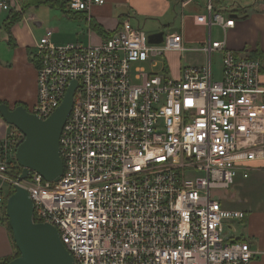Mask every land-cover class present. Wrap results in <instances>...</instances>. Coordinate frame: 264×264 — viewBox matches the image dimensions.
Instances as JSON below:
<instances>
[{
    "label": "built area",
    "instance_id": "1",
    "mask_svg": "<svg viewBox=\"0 0 264 264\" xmlns=\"http://www.w3.org/2000/svg\"><path fill=\"white\" fill-rule=\"evenodd\" d=\"M104 2L67 4L87 12ZM229 2L203 0L194 22L208 31L198 48L207 63L182 65L177 78L165 74L164 54L188 50L179 35L152 44L125 19L96 44L58 45L46 29L30 55L37 91L29 111L48 118L75 81L59 140L63 173L52 182L35 171L21 181L10 175L21 168L15 129L0 146V208L10 187L25 188L34 222L57 230L74 264H250L249 244L224 234L225 222L244 212L228 208L223 194L264 171V69L259 58L211 40L213 25L224 33L235 26ZM14 5L0 0V10ZM213 52L221 53L219 79Z\"/></svg>",
    "mask_w": 264,
    "mask_h": 264
},
{
    "label": "crops",
    "instance_id": "2",
    "mask_svg": "<svg viewBox=\"0 0 264 264\" xmlns=\"http://www.w3.org/2000/svg\"><path fill=\"white\" fill-rule=\"evenodd\" d=\"M181 1L105 0L102 5H93L87 12H70L69 14L39 5L33 7L34 10L29 8L24 11L22 19L12 25L10 40L2 28V21L7 15V10H0V102L7 104L10 108L23 105L28 110L34 105L37 91L36 69L30 55L35 43L48 28L54 29L51 37V42L54 44L61 45L70 42L96 44L103 37L93 29V24L108 34L113 33L125 19H129L131 23L135 22V26L140 27L141 24L144 25L149 20H155L169 29L171 28L169 26L171 24L170 17L179 14L177 11L179 7L181 9L188 7L193 13L182 14L185 26L181 29L180 34L181 43L189 52L186 57L188 63L185 65H205L207 56L198 48L207 41L208 31L205 26L194 22V15L202 12H194V10L200 9L199 5L194 3H187L181 7ZM198 1L202 6L203 0ZM228 5L237 6L233 1ZM40 6L46 8L41 10ZM240 6L245 8H243L242 15L240 17L237 14L232 16L235 21L233 28L226 30L225 33L220 29V40H225L227 48L231 50L246 52L259 58L264 69V0H242ZM160 31L162 30L156 32ZM163 34L165 33L163 32ZM210 38L213 41H220L212 39V31ZM193 43L201 44V46L191 47L190 45ZM219 54L221 70V53ZM198 55L202 58L200 59ZM167 67H169L168 64ZM179 68L176 72L177 75ZM14 130L0 116V146L7 141L10 133ZM258 174H264V171H254L247 179H238L237 183L240 181L238 185L242 186L246 180L252 179ZM260 179L257 178L255 182L260 184ZM241 211L244 212L241 222L245 223V234L241 233L240 236L234 237L246 241L254 252V258L250 264H264V193L258 189V193L254 200H251L249 207ZM1 217L0 208V264L14 254L11 235Z\"/></svg>",
    "mask_w": 264,
    "mask_h": 264
},
{
    "label": "water",
    "instance_id": "3",
    "mask_svg": "<svg viewBox=\"0 0 264 264\" xmlns=\"http://www.w3.org/2000/svg\"><path fill=\"white\" fill-rule=\"evenodd\" d=\"M163 35L162 31L151 33L148 42L159 44ZM75 85L72 81L59 107L46 119L39 118L23 105L10 108L0 103V116L23 136L15 151V159L22 169L18 181L26 179L30 171L49 182L58 181L62 175L59 140L72 107ZM5 214L19 252V256L7 264H74L57 230L50 224L34 222L33 205L25 188L14 187L5 201Z\"/></svg>",
    "mask_w": 264,
    "mask_h": 264
},
{
    "label": "rangeland",
    "instance_id": "4",
    "mask_svg": "<svg viewBox=\"0 0 264 264\" xmlns=\"http://www.w3.org/2000/svg\"><path fill=\"white\" fill-rule=\"evenodd\" d=\"M241 1L242 0H236V2H237L236 4L237 5L239 3L241 4ZM33 7H35V6H31L29 8L34 10ZM199 7H200V9L198 8V10H196V11L194 10V12H200V11L204 12L203 7H201V6H199ZM29 8H27V9H29ZM39 8H41V10H43L42 8H46V7L40 6ZM27 9L25 11H27ZM177 11L179 12L178 15H176V16L173 15L172 18L170 17V23L171 24L169 26H171V28L168 29V27L167 28L164 27L158 21H155V20L150 21L149 20L148 22H146V24H144V25L141 24L142 30L147 34L162 30L165 33L164 34L165 36L169 35V34H175V35L180 36L181 29L184 28V26H185L182 14L188 15L190 13H193V11H191L188 7L184 8V9H181L179 7V9H177ZM230 12L232 14H237L239 17L242 15L241 9L240 8L237 9V6H231ZM132 24L136 25L135 22H133ZM211 31H212V39H218V40L221 39L220 38V28L218 26L213 25L211 28ZM179 36H175V37H179ZM190 46L191 47H199V46H201V44L193 43ZM187 55H189V52H187V50L178 49V50H173V51L172 50L166 51L164 54V58H165L166 63L168 64L169 67H167V64H166L165 74L168 77L176 78L178 76L176 74L177 69L179 67H181L182 65H185L188 63L186 60ZM190 55L195 56L194 54H190ZM198 57L200 59L202 58L199 55H198ZM157 60H158V66L155 67L154 70L160 72L162 65H163L162 64L163 58H157ZM211 65H212V73H213L214 79H219V77H220V75H219V73H220V54L218 52L212 53ZM257 178H259V179L261 178L259 181L260 184H257L255 182V180ZM238 183L236 185H234L233 188L229 189L227 193L223 194L224 198H225V205L228 208H232L235 210H243V209L249 207L251 200H254L256 193H258V189L264 193V174H258L256 177H253L252 179L250 178V179L246 180L242 186H239ZM241 233L245 234V223L244 222H241V221L225 222V226H224L225 236H227V237H229V236H240Z\"/></svg>",
    "mask_w": 264,
    "mask_h": 264
},
{
    "label": "trees",
    "instance_id": "5",
    "mask_svg": "<svg viewBox=\"0 0 264 264\" xmlns=\"http://www.w3.org/2000/svg\"><path fill=\"white\" fill-rule=\"evenodd\" d=\"M231 1H233L234 3H237L236 0H231ZM67 3H68V0H15V5L13 7H11L9 10H7V15L5 16V18L2 21V28L6 32L8 40H10L11 39V27H12V25L22 19L23 12L27 8H29L31 6L44 5V6H48L50 8L61 10L62 12L66 13V14H69L70 11L68 9V4ZM238 8L241 9V12L245 9L243 6H240V5H237V9ZM92 27L103 38H109L112 35V33H109V34L105 33L100 27H98L95 24H93ZM21 170H22L21 168H14L13 170L9 171V174L17 177L21 173ZM13 191H14V188L10 187L8 189L9 195L12 194ZM1 214H2L1 220L3 221V223L6 224V226L8 228V231H9V233L11 235V239H12L11 230H10V228L8 226L7 217H6V214H5V204H3V206L1 207ZM12 245H13V249H14V254L12 255V257L6 259L1 264H7L9 261H11L12 259H14L17 256H19V252L16 249V246H15V244L13 242V239H12Z\"/></svg>",
    "mask_w": 264,
    "mask_h": 264
}]
</instances>
